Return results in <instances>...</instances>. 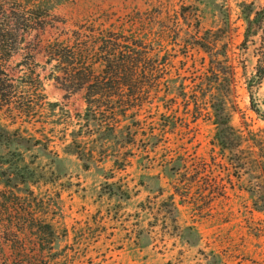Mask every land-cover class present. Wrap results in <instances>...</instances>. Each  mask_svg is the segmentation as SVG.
<instances>
[{
  "label": "rangeland",
  "instance_id": "rangeland-1",
  "mask_svg": "<svg viewBox=\"0 0 264 264\" xmlns=\"http://www.w3.org/2000/svg\"><path fill=\"white\" fill-rule=\"evenodd\" d=\"M38 1L34 28L4 65L23 108L0 110L4 127L32 137L20 164L35 176L21 184L0 168V188L30 191L31 211L56 235L0 231V264L20 249L49 254L48 264H264V0ZM101 20L155 38L161 81L172 80L148 87L140 107L92 116L84 90L55 80L45 46ZM210 90L226 93L240 135L230 152L214 137ZM10 205L0 202V219Z\"/></svg>",
  "mask_w": 264,
  "mask_h": 264
},
{
  "label": "trees",
  "instance_id": "trees-1",
  "mask_svg": "<svg viewBox=\"0 0 264 264\" xmlns=\"http://www.w3.org/2000/svg\"><path fill=\"white\" fill-rule=\"evenodd\" d=\"M39 8L38 0H0V110L13 103L23 108L21 97L15 99L17 87L12 83V78L7 74L4 65L23 42L24 34L34 28L38 18L36 11ZM257 13L258 11L253 18H250V14L244 15L248 25L256 20ZM250 30L247 29V32ZM140 34L124 27H115L113 23L105 25L104 20L83 23L72 29L67 38L55 37L48 41L45 55L47 62H54L53 71L61 74H56L55 80L66 90H84L86 114L97 116V108L99 110L115 106L121 109H127L129 106L140 107L149 92L148 87L158 90L161 84L168 85L167 81L172 80L166 79V83L161 81L165 57L159 55L154 48L155 38L148 41L144 33ZM204 46L208 45L205 43ZM221 62L223 61L217 57L211 60L214 64L221 65ZM263 73L264 53L257 67V77ZM33 80L36 81L35 86L42 87L38 75ZM209 96L215 125V140L221 149L230 152L240 139V135L230 123L227 95L222 91L210 90ZM31 139L32 137H24L17 128L11 131L0 122L2 149L0 158L3 159L0 168L6 171L4 175L6 174L7 179L28 185L31 181L27 171H31V176H35V172L28 165L20 164L24 162L21 154L23 144L30 143ZM34 142L36 143H32L33 145L41 143L39 139H35ZM73 150L78 157L84 155L79 145ZM0 172L2 175L1 169ZM16 184L6 181L4 187L0 188V202L11 204L8 207L11 216L0 219V231L15 236L31 233L38 240L49 242L56 235L54 228L49 222L33 214L31 205L35 198L30 191L23 195L15 193L13 188ZM7 185L11 188L8 189ZM19 204L28 210L23 207L22 215L17 216L20 211L17 208ZM260 210L264 212V205ZM49 256L40 250L27 252L20 249L13 255V263L48 264Z\"/></svg>",
  "mask_w": 264,
  "mask_h": 264
}]
</instances>
